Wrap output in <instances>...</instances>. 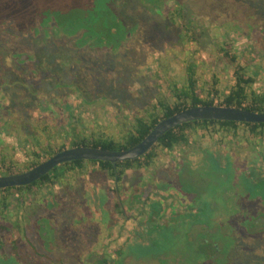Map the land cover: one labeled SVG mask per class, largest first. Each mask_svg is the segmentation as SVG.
I'll list each match as a JSON object with an SVG mask.
<instances>
[{
  "label": "rangeland",
  "instance_id": "rangeland-1",
  "mask_svg": "<svg viewBox=\"0 0 264 264\" xmlns=\"http://www.w3.org/2000/svg\"><path fill=\"white\" fill-rule=\"evenodd\" d=\"M8 1L15 4L14 0ZM23 1L22 14L28 15L37 0ZM193 1L194 15L189 18L187 13L183 15L190 29L184 41L159 19L149 16L148 12L155 13L151 8L138 10V2L131 0L125 19L133 28L132 34L117 45L100 48L48 33L44 38L32 40L33 51L27 57L26 50L18 48L17 53L24 55L21 63L0 47V95L14 94L18 100L12 124L0 131V171L12 166L14 175L33 168L32 159L26 157L22 145L27 133L36 135L43 145L51 141L55 149L68 147L71 139L68 128L73 122L69 112L82 120L79 128L86 135L93 130L118 141L135 115L143 114L160 100H170L174 86L186 85L187 66L194 69L201 98L213 97L215 104L220 100L213 92L221 95L228 91L239 63L248 76L255 78L254 90L263 92L264 0ZM40 3L46 7L55 2L40 0ZM221 47L235 58V63L223 57ZM28 91L40 95V108L32 105ZM6 98L3 101L8 106L10 97ZM8 112L1 115L5 116L0 117V124L11 118ZM244 133L243 128L238 139L224 138L218 143L206 132H193L187 146L170 153L158 151L151 167L127 171L120 186L124 216L114 214L116 198L109 190L115 184L88 164L84 171L66 177L63 186L27 194L20 209L9 213L20 225V229L12 228L10 233L18 237L22 235L21 228L24 229L22 254L33 263L77 264L88 250L96 247L103 234L101 220L104 223L108 220L113 225L102 243L114 259L106 264L116 260V250L132 231L142 236L146 247L151 232L160 233L154 239L159 253L150 255L144 251L137 257L129 239L128 251L120 260L122 264H207L201 258L194 260L196 245L189 244L186 233L193 238L204 231L201 225H211L213 232L218 231L213 241L220 249L224 246L222 241L235 238L228 256L225 254L223 259L217 256L222 262L219 264H264V254L259 255L256 249L261 243L245 235L250 227L251 234L256 236L260 226H264V201L250 197L242 183L245 174L253 172L259 164V175L264 177V148L251 144V138ZM211 152H220L222 161L218 167L209 160ZM47 159L42 157L40 163ZM216 167L220 178H216ZM154 183L158 185L154 187ZM139 184H145L142 197L133 200ZM168 184L175 185L174 189L166 191ZM180 191L186 194L180 195ZM94 193L100 195L99 202L91 203L88 196ZM148 195L157 206L154 214L148 213L144 205ZM199 203L212 205L207 213L211 221L183 225L185 217L200 216ZM144 211L147 215H142ZM146 216H150L148 224ZM32 248L43 258L36 260ZM100 255L91 254L85 261L92 264Z\"/></svg>",
  "mask_w": 264,
  "mask_h": 264
},
{
  "label": "trees",
  "instance_id": "trees-1",
  "mask_svg": "<svg viewBox=\"0 0 264 264\" xmlns=\"http://www.w3.org/2000/svg\"><path fill=\"white\" fill-rule=\"evenodd\" d=\"M53 1L55 3L44 7L40 3V0H37L28 15L22 14V3L25 1L14 0L15 4H12V2L8 0L0 1V47L5 48V50L12 55L13 59L20 63L23 62L21 57H24V55L27 57L29 52L32 54V40L40 36L44 38V36L48 33H51L55 37L65 36L71 39L73 38L76 41L78 40L77 44H91L92 46L100 48L104 46L106 47L108 44L117 45L120 40L127 39L132 34L133 28L129 27L125 19V16H127L125 10H127L128 6L132 3L131 0ZM136 1L139 4L138 10L145 8L149 11V8H151L155 13L151 14L148 12L149 16L152 17L153 15L155 19H159V21L164 24L166 29L174 31L178 34V37L181 40H183V37L189 33V23L187 20L183 19V15L184 13H187V18H189L191 14L194 15L193 10L195 11V9L192 7V4L194 3L193 0ZM11 7H17V10L11 11ZM3 9H5V14ZM180 20H184V23L180 22L179 24ZM250 32L251 30H249L247 36ZM18 48L26 50L23 56H20L17 53ZM220 52L223 57L230 58L232 63L236 62L234 60L235 58L230 57L225 48L221 47ZM186 73V85L182 87L174 86L171 90L170 100H160L153 104L150 108L146 109L143 114L135 115L132 118V121H130V126L124 131L122 137L118 141L106 137L102 133L94 132L93 130L90 134L86 135L85 130H80L79 128L80 125L82 126V120L80 118H74L76 115L73 116L71 112H69V115L73 117V122H71L70 127L68 128V133L71 134L68 147L61 146L60 148L55 149L51 141H48L46 145H43L41 140H39L36 135H33V133H27L22 145L25 150L24 152L26 157H31L32 159L30 166L34 167L40 163V159L42 157L45 156L46 158H49L56 152L66 148L91 147L107 151H121L129 149L141 142L160 120L171 117L172 115L190 107L223 106L264 114V91L258 93L254 90L253 87L255 84V78L253 76H248L245 73V68H243L240 63L236 65V68L233 71L232 84L228 91L221 95H219L216 91L213 92L215 97H219L220 101L217 104L214 103L213 97L209 99H202L200 94L197 92L194 80V69L192 66H187ZM5 83L6 82L4 81L3 84L6 85ZM16 85L18 84L16 83ZM100 86H103V84H100ZM34 93L28 91L27 97L32 102V105L40 108V95ZM6 97H10L8 106L4 103V101H7ZM62 99H64V97ZM17 102L18 100L15 98L14 94L0 95V117L2 118L5 116H1L2 114H5V111H9L8 115L11 117L9 120L7 119L1 122L0 131L2 129L9 128L12 124L14 120L13 116L17 114L14 111V108L17 106ZM64 107L69 109L68 106ZM243 128L245 129L244 135L246 134L249 136L248 138H251V144L253 143L255 146L258 144L257 146L261 145L264 148L263 124L196 121L183 124L170 130L158 140L148 153L134 161L117 163L115 166L109 162L74 161L54 168L49 174L45 175L39 181L31 184L30 186L0 190V221H2L0 223V264H42L41 261L33 263L31 260H28V257L25 256V254H22V247L20 246V243L22 240L21 238H23V228H21L22 235L18 237H14L10 233L12 228L20 229V225L19 220L17 218L12 219L9 213L17 212V210L20 209L27 194L33 193V191H40L44 188H52L57 185L63 186L66 177H69L76 172L80 173L84 171L85 167L89 164L94 170L102 173L108 180L115 184V186L109 190L116 198L113 206L114 214L124 216L125 211L122 206L123 193L120 186L124 181L127 171H135L151 167L155 163L158 151L170 153L176 148L187 146L190 141V133L206 132L211 138H214L218 143H221V139L223 140L224 138L233 140L238 139L241 129ZM219 153L211 152L209 154V160L217 167L222 161L219 158ZM2 161H4V157H2ZM260 168L261 164H259V167L254 169L253 172L251 171L245 174L242 183L250 197H259V199L264 201V177L259 175ZM216 170V178H220L221 176L219 175L218 168ZM11 172L12 166L6 167L4 172L0 171V176L12 175ZM153 185L156 187L158 184L154 183ZM144 186L145 184H139L136 187L132 195L133 200H137L142 197L141 192ZM168 186L169 187L166 188V191L174 189L173 187L175 185L168 184ZM179 194L181 195L186 193H181L180 191ZM96 195L97 194L95 193L94 195L89 194L90 198L86 194L91 203L99 202L98 199L100 195ZM47 203H50V201ZM100 204L104 205V203L101 202ZM144 205L147 206L148 213H156V203L151 200L149 195L144 198ZM211 210V204L204 205L203 203H199V205H197V211H200V216L196 215L191 218L185 217L186 221L183 225H188L189 227L191 224H208L211 219L207 213L211 212ZM145 214L146 212L144 211L142 215ZM146 217L147 219L145 223L148 224L150 216ZM23 218L25 222L28 221V216L25 215ZM101 222V224L104 225L101 229L103 232L101 239L99 242L95 243V249L92 248L88 250L81 260L77 261V264H88L85 260L91 254H101V258L92 264H106V261L109 262L114 259L107 254L102 243V239L109 236V232H107V230L113 224L112 222H108V220L106 223H104L103 220H101ZM173 224L174 223H172V225ZM139 235L140 234H136L133 231L130 235H128L122 243L121 248L116 250V260L113 261L112 264H122L120 260L124 257L123 253L128 251L129 239L132 248L131 250L137 254V257L139 255L142 256L145 253L144 251L150 255H154V253L159 251H156V247H154V239L159 236L160 233L157 235L154 231L151 232L150 240L148 241L149 245H147L148 247H146L142 236ZM245 235L249 238L251 237L250 239L252 241H258L261 243V245L256 249H258L257 251H259V255H263L264 230L260 229L256 236L251 235L248 232H245ZM186 236L188 237L189 244H192L193 240L190 235L186 233ZM25 241L28 240L25 239ZM25 241L24 243L26 245L27 243ZM195 242L196 252L194 254V260L201 258L203 262L208 263L210 260L209 258L212 254H214V250L210 247V245L205 244L203 241L198 242L195 239L194 243ZM32 249V252L37 257L36 260L43 258V256L35 251L34 248Z\"/></svg>",
  "mask_w": 264,
  "mask_h": 264
},
{
  "label": "water",
  "instance_id": "water-1",
  "mask_svg": "<svg viewBox=\"0 0 264 264\" xmlns=\"http://www.w3.org/2000/svg\"><path fill=\"white\" fill-rule=\"evenodd\" d=\"M196 121L234 122L263 124L264 114L223 106H196L184 109L171 117L160 120L150 133L135 146L121 151H107L100 148L74 147L56 152L44 162L14 175L0 176V190L27 187L49 174L54 168L74 161L117 163L134 161L148 153L170 130Z\"/></svg>",
  "mask_w": 264,
  "mask_h": 264
},
{
  "label": "flooded vegetation",
  "instance_id": "flooded-vegetation-1",
  "mask_svg": "<svg viewBox=\"0 0 264 264\" xmlns=\"http://www.w3.org/2000/svg\"><path fill=\"white\" fill-rule=\"evenodd\" d=\"M202 228L204 229V231H202V233H200L199 235H196L195 237H191L192 240H193V243L194 245H196V242L194 243V240L196 239L198 242L200 241H203L205 244L207 245H210V247L214 250V254H212V256L209 258V262L207 264H219V263H222V262H219L220 259H217V256L221 255L222 256V259H223V256L226 254L228 256V253H229V250H230V247H232L233 245H235V238H233L234 240L233 241H230V242H224L222 241L223 243V247L222 249H220L218 247L217 244H215V241H213V236L215 235V233L217 232H213L212 231V227L211 225L209 226H206V225H201ZM262 230H264V226H260ZM251 228H247L246 232H248L249 234H251ZM252 235V234H251ZM237 244V243H236ZM224 257V260L226 261V257ZM226 258V259H225Z\"/></svg>",
  "mask_w": 264,
  "mask_h": 264
}]
</instances>
